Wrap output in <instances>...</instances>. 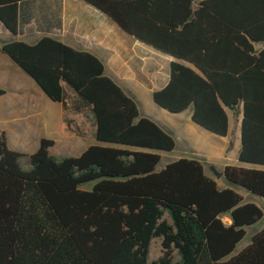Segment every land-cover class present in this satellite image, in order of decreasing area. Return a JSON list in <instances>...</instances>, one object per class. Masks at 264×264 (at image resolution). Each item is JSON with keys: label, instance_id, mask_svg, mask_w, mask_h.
I'll return each mask as SVG.
<instances>
[{"label": "trees", "instance_id": "trees-1", "mask_svg": "<svg viewBox=\"0 0 264 264\" xmlns=\"http://www.w3.org/2000/svg\"><path fill=\"white\" fill-rule=\"evenodd\" d=\"M22 1L0 0V21L13 35ZM84 1L177 58L154 91L157 104L173 113L192 106L193 121L221 136L227 109L242 114L238 158L252 165H226L223 176L264 197V0H200L196 9V0ZM0 52L53 101L66 105L63 82L71 87L91 107L98 141L58 158L53 139L25 154L0 130V264H264V226L233 254L263 209L221 188L198 159L159 168L175 138L141 114L99 57L48 35L0 43ZM155 237L162 255L150 261Z\"/></svg>", "mask_w": 264, "mask_h": 264}, {"label": "crops", "instance_id": "crops-1", "mask_svg": "<svg viewBox=\"0 0 264 264\" xmlns=\"http://www.w3.org/2000/svg\"><path fill=\"white\" fill-rule=\"evenodd\" d=\"M199 3L200 0L194 1L193 9L198 8ZM45 35L57 38L76 49L88 50L99 57L105 65V73L119 83L138 105L142 91L149 92L153 97L154 91L162 89L169 82L171 62L177 60L173 55L128 34L111 17L84 0L20 2L17 35H13L0 21V43L19 39L33 44ZM262 46V43L256 44L257 48ZM180 62L188 64L184 59ZM63 86L65 88V82ZM0 88L6 90L5 94L0 95V104L11 126L9 130L3 128L0 130L6 133L7 138L40 141L42 138H49L45 137L46 131L53 130L55 134H60L61 138L71 141L74 146L78 144L72 139L70 122L66 118V108L69 105L66 92V105L53 101L5 52H0ZM188 110L193 120L192 106L179 113ZM227 113L229 132L223 137L229 136L232 145L234 144L232 123L237 124L238 133L235 140H239V133L241 140L242 114L231 109H227ZM18 151L25 150L21 148ZM240 164L252 165L243 162Z\"/></svg>", "mask_w": 264, "mask_h": 264}, {"label": "rangeland", "instance_id": "rangeland-1", "mask_svg": "<svg viewBox=\"0 0 264 264\" xmlns=\"http://www.w3.org/2000/svg\"><path fill=\"white\" fill-rule=\"evenodd\" d=\"M65 92L69 105L66 108V118L70 122V129L72 132L73 141H77V145L74 146L71 141H66L61 138L60 134H55L53 130L46 131L45 137H49L55 141V145L51 149V154L60 158L64 156H78L89 145L98 143L95 137L96 124L94 114L91 107L79 99L74 90L65 83ZM139 109L142 115L151 118L158 124L162 125L167 132L175 138L176 147L169 152H161L162 160L159 168L166 163L178 158L187 157L200 160L206 169V172L215 177L218 185L223 187H233L236 189L245 199V202H254L259 205L264 211V197L253 194L248 190L233 185L228 182L223 175L218 176V173H222L225 165H237L242 162L238 159L239 149L241 145L240 133L239 140H235L237 132V124L232 123L233 129V141L234 144H230L231 140L229 136L223 137L215 134L198 123L194 122L190 118L189 110L183 113H173L157 104L152 95L147 91L141 92V99L139 100ZM9 123L4 116V111L1 109L0 104V128L9 130ZM13 141V142H12ZM7 142L10 148H14L16 145L20 149H24L23 152L29 154L35 152L40 141L34 142L26 141L25 139H10L7 138ZM14 143V144H13ZM231 145V146H230ZM16 149V150H20ZM227 150V151H226ZM21 162L23 166H27L28 158L22 157ZM261 168L264 166L259 165ZM85 188H89L90 185H84ZM223 220L228 223L231 218L228 215H224ZM264 226V216L254 225L247 227V234L244 239L237 245L233 254L239 252L242 248L251 242V237L255 231L260 230ZM162 239L161 237H155L152 240L149 260H156L162 255Z\"/></svg>", "mask_w": 264, "mask_h": 264}, {"label": "water", "instance_id": "water-1", "mask_svg": "<svg viewBox=\"0 0 264 264\" xmlns=\"http://www.w3.org/2000/svg\"><path fill=\"white\" fill-rule=\"evenodd\" d=\"M221 175H223V172L222 173H218V176H221Z\"/></svg>", "mask_w": 264, "mask_h": 264}]
</instances>
